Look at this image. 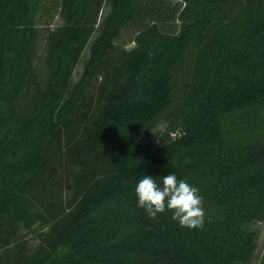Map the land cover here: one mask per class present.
<instances>
[{
  "label": "trees",
  "instance_id": "obj_1",
  "mask_svg": "<svg viewBox=\"0 0 264 264\" xmlns=\"http://www.w3.org/2000/svg\"><path fill=\"white\" fill-rule=\"evenodd\" d=\"M101 2L0 0V240L42 239L33 252L18 241L0 264L250 263L246 224L264 220V0L232 13L235 0H110L102 18ZM193 45L187 91L152 141ZM74 140L85 165L66 198L43 173L54 143ZM169 173L200 189L202 229L138 207V181Z\"/></svg>",
  "mask_w": 264,
  "mask_h": 264
},
{
  "label": "rangeland",
  "instance_id": "obj_2",
  "mask_svg": "<svg viewBox=\"0 0 264 264\" xmlns=\"http://www.w3.org/2000/svg\"><path fill=\"white\" fill-rule=\"evenodd\" d=\"M169 3H178L182 7L185 6V1L187 0H167ZM246 0H235V2L231 5L230 12L236 11L240 6L241 2ZM110 0H102L100 5L99 17H103L110 9ZM63 20L60 17L55 18L54 25L62 23ZM135 26L129 25L123 31V35L121 37V42L126 44V47H131L134 45V42L131 41V37L134 34ZM97 34V33H96ZM195 52V45L191 47L188 54L184 58V60L180 63L175 71L174 77V86H173V95H174V102L169 109H167L159 118L152 124L150 127L147 136L152 141H156L158 136L166 127V124L169 118L175 113L176 107L179 102L182 100L184 94L187 91L190 82L193 58ZM90 50L89 46L84 51L83 58L81 62L78 64L75 73L74 79L77 80L82 71L84 64L86 62V58L89 55ZM45 56V45L43 41V48L39 54V62L42 61L43 57ZM101 79L97 78L94 81L93 86L88 90V96H92L96 93L97 87L100 84ZM86 113V110L82 111ZM79 120V118H77ZM80 121V120H79ZM76 130L81 131L84 128V125H76ZM89 143V141L87 142ZM79 145L78 140L64 142L62 145H58V143H54L51 147L49 152V171L45 170L43 175L46 178L48 185L47 190L52 191H62L63 195L66 198L73 193V188L71 185L75 184L73 173L75 171H82L85 163L79 157L75 156V149ZM99 160L103 158L102 156L98 158ZM51 183V185H50ZM56 183L54 186L53 184ZM246 228L252 231L256 236L257 241V251L256 256L253 261L250 263L245 264H263L264 259V220H250L246 224ZM13 240L10 245L6 246L0 240V261L2 257L5 255V251L9 248H14L18 241L24 240L26 241V250L29 252H33L38 247L39 243H41V235L39 231H31V230H24L20 232L17 237H13ZM2 264H5L3 262Z\"/></svg>",
  "mask_w": 264,
  "mask_h": 264
},
{
  "label": "clouds",
  "instance_id": "obj_3",
  "mask_svg": "<svg viewBox=\"0 0 264 264\" xmlns=\"http://www.w3.org/2000/svg\"><path fill=\"white\" fill-rule=\"evenodd\" d=\"M138 207L147 216L156 219L165 211L172 213L171 219L181 228L202 229L205 223L204 199L200 189L174 173L162 177L157 183L153 175H144L135 185Z\"/></svg>",
  "mask_w": 264,
  "mask_h": 264
}]
</instances>
